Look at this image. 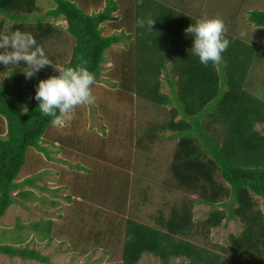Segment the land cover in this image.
<instances>
[{"label": "trees", "instance_id": "trees-1", "mask_svg": "<svg viewBox=\"0 0 264 264\" xmlns=\"http://www.w3.org/2000/svg\"><path fill=\"white\" fill-rule=\"evenodd\" d=\"M152 3L53 0V8L38 15V0H0V31L10 27L30 33L44 47L62 37L61 27L49 18H63L64 30L74 41L63 67L83 64L94 73L95 83L101 80L102 64L108 55L112 62L109 86L118 87L116 95L130 96L133 104L127 123L131 142L124 163L126 170L133 169L139 154L147 155L156 142H174L166 173L152 182L160 202L153 199L155 189L150 178L153 180L154 171L152 174L150 169L143 170L144 174L137 173V185L142 193L140 208L143 211L147 207L146 216L130 212L132 205L125 211L126 200L120 215L105 225V230L114 225L123 231L116 242L119 241L120 262L112 264H139L144 256H152L160 264H264V213L259 203L264 199V97L257 94L251 80L256 65L264 61V50L226 31L230 43L221 62H209L205 67L192 53L194 36L185 33L198 18L188 13L191 7L187 6L185 13L154 3L153 30L137 27V20L143 17V11L152 10ZM247 21L264 33V8L249 11ZM108 25L121 29L120 34H106ZM124 40H128L124 47L113 52L112 44ZM58 54L63 58L64 53ZM20 73L18 65L0 64V218L16 203L14 191L23 197L27 192L22 187L32 185L48 172H36L35 162L48 169L41 152L46 160L67 164L68 160L50 154L65 155L71 150L63 146L70 145L65 139L67 134L53 133L51 117L38 109L35 92L39 81H28L30 94L26 96L20 92L15 96L7 89L12 82L25 80ZM58 74L46 67L40 71L43 79ZM164 84L167 92L162 90ZM134 94L162 108V118L154 120L152 116L143 127L148 109L141 112L144 107L135 103ZM78 116L60 127L62 132L70 128L74 140L83 137L80 132L76 134ZM27 161L33 176L18 181ZM126 183L128 191L132 182ZM199 204L209 206L203 219L194 218ZM229 220L238 221L240 230L228 234L223 243L212 241V230ZM32 228L40 241L54 238L51 218L33 221ZM104 229L99 230L95 243L104 236ZM0 254L50 264L46 255L27 246L0 243ZM111 255L115 257L117 253Z\"/></svg>", "mask_w": 264, "mask_h": 264}, {"label": "rangeland", "instance_id": "rangeland-1", "mask_svg": "<svg viewBox=\"0 0 264 264\" xmlns=\"http://www.w3.org/2000/svg\"><path fill=\"white\" fill-rule=\"evenodd\" d=\"M151 2H153L152 10L143 11V17H139L140 19L152 18L155 13L153 10L154 3V6L164 4L185 13H187L185 8L189 6L191 10H188V13L192 16H198V18L219 16L224 20L228 32L238 34L240 37V33L243 31L246 35L242 39L249 41L252 39L257 48L264 50V33L262 29L260 27L256 28L248 21L245 22L244 19L246 12L263 9V0H149L150 4ZM38 3L40 8L37 12L38 15H44L54 5L53 0H38ZM150 4L146 7L149 8ZM257 6L260 8H257ZM49 20L61 27L60 32L63 38L52 39L50 44L45 45L43 48L54 64L63 66V63L68 61L69 49L74 41L71 35L64 30L66 22L63 18H49ZM140 29L143 30V28ZM120 30L108 25L105 28V33L120 34ZM127 41L112 44V51L123 48ZM58 53H64L63 58L57 56ZM105 58L106 62L102 64L104 70L101 80L92 86L96 102L89 106L77 107L73 114L72 119L76 115H80V117H77L79 122L77 123L76 134L80 132L83 137L74 140L73 137H70V128L64 129L63 132L62 129L59 130L60 127L51 128L53 133L61 132L60 134H67L68 136L65 139L70 145L64 144L63 146H69L68 148L71 150H68L65 155L62 153L53 154L56 159L68 160L67 164L66 162H62L64 163L62 164L57 161L48 163L43 160L48 166V169H43L40 163L35 162L38 165L36 172H43V170L48 172L42 174V178L36 179L32 185L25 184L22 190L27 193L23 197L17 194V191H14L12 195L16 199V203L10 205L6 213L0 218V243L13 244L15 247L35 248L48 257L50 264H112L116 261L120 262L118 257L120 253L118 252L119 241L116 242L123 231H119V227L116 228L114 225H110L111 228L108 227L106 230L104 228L110 219L114 220L115 216L120 215L122 204L126 200L125 211L132 205L130 212L134 210L136 213L142 212L143 216H146L147 207L143 211L140 208L142 206V193L140 192V185H137V177H140V175L137 176V173H143V170L146 171V169L152 170L150 172L152 174L154 171L153 180L150 178V183L155 189L153 199L155 203L160 202L157 198L158 189L152 182L166 173L168 167L167 157H170L172 153L174 142L166 139L162 142H156L155 148L151 152H146L147 155L145 153L139 154L138 162H134L133 169L126 170L124 163L127 160L131 142L128 138L130 132L127 123L133 110V104L130 101V96H121L120 93L116 95L117 93L114 91L118 87L112 88L109 86L111 82L108 81V76L112 62L108 55ZM18 66L21 69L20 74H24L22 72L25 66L24 62ZM46 68H49L51 73L58 72L52 66H46ZM254 70L251 75L252 85L256 87L257 94L264 97V61L259 62ZM40 71L32 78L37 81L43 79L40 76ZM3 76L7 75L4 74ZM29 80L25 78L19 83L12 82L15 84L11 85V83L12 87L8 85L7 89L15 96L17 92L26 96L30 94L26 87ZM162 90L167 92L168 86L164 84ZM133 98L136 104L144 107L141 112H144L145 108L148 109L144 112V116L141 114L143 122L147 119L145 124L142 125L143 127H146V123L150 121L152 116H154V120L157 117L162 118V108H159L158 105L138 94H134ZM68 123L69 121L65 124ZM141 124H143L142 121H140ZM165 133L167 134V132ZM55 146L57 147L58 143L55 142ZM31 176H33L31 164L27 161L20 169L17 180L21 181L25 177ZM128 181L132 182V185L128 187L127 191L125 184ZM35 184L39 187L37 188ZM133 186L136 188L133 189ZM32 192L35 199L31 194ZM259 200L264 213V199ZM208 209L209 206L207 205H197L194 209V218L203 219ZM42 218H51L54 221V232L52 231L54 238L52 241L48 242L50 239L40 241L37 237H34L32 223ZM239 226L236 220L226 221V224L213 229L210 237L212 241L223 243L227 240L228 234L240 230ZM103 229L105 230L104 236L102 238L99 236L98 241L95 243L94 239H97L99 230ZM21 237L22 240L19 239ZM85 246L87 247L85 248ZM80 250L85 252L82 251L83 253H81ZM105 250L109 253H106ZM112 252L117 253V256L113 257ZM0 264L49 263L0 254ZM139 264L160 263L152 256H144Z\"/></svg>", "mask_w": 264, "mask_h": 264}, {"label": "clouds", "instance_id": "clouds-1", "mask_svg": "<svg viewBox=\"0 0 264 264\" xmlns=\"http://www.w3.org/2000/svg\"><path fill=\"white\" fill-rule=\"evenodd\" d=\"M137 3L142 4L143 0H137ZM154 22L151 18L138 19L136 26L152 31ZM226 31L225 22L219 16L197 18L194 24L185 29L186 34L194 36L192 53L198 56L200 63L205 67L209 62H221L222 53L228 49L230 43L226 38ZM245 35L242 31L240 38ZM22 62L25 64L22 72L26 79H31L46 66L58 70V75L39 80L35 92L40 113L51 117L54 127L70 121L77 107L89 106L96 102L92 91L96 78L87 67L83 64L75 67L56 65L48 58L44 48L37 44L32 34L5 27L0 31V64L8 67L20 65Z\"/></svg>", "mask_w": 264, "mask_h": 264}, {"label": "crops", "instance_id": "crops-1", "mask_svg": "<svg viewBox=\"0 0 264 264\" xmlns=\"http://www.w3.org/2000/svg\"><path fill=\"white\" fill-rule=\"evenodd\" d=\"M257 8H260V7L257 6ZM260 10H262V9L260 8ZM250 11H251V10H250ZM248 12H249V11H248ZM248 12H246V14H245V18H244V19H245V22L247 21ZM256 28H257V27H256ZM229 33H230V32H229ZM230 34L239 37L238 34H233V33H230ZM239 38H240V37H239ZM241 39H242V38H241ZM242 40H245V39H242ZM246 41H248V42H253L252 39H251V41H249V40H246ZM253 44L256 45L254 42H253ZM256 46H257V45H256ZM0 120H1V119H0ZM3 121H5V120H3ZM63 126H65V125H63ZM59 127H61V126H59ZM59 129H60V128H59ZM5 131H6V129H5ZM51 131H52V130H51ZM56 143H57V142H56ZM48 147H49V149H50V146H48ZM40 154H42V156L44 157L43 159H45L46 162L49 163L50 161H54V160H52V158L49 159V160H46V158H45V156L43 155V153L41 152ZM53 154H54V153H51L50 155H51L53 158H55V156H53ZM57 154H58V153H57ZM47 168H48V166H47Z\"/></svg>", "mask_w": 264, "mask_h": 264}]
</instances>
